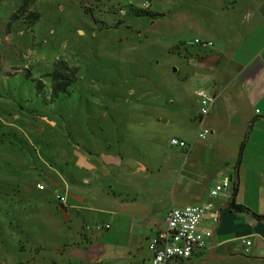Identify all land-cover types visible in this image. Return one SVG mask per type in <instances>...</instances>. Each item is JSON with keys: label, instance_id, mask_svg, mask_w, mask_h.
<instances>
[{"label": "rangeland", "instance_id": "obj_1", "mask_svg": "<svg viewBox=\"0 0 264 264\" xmlns=\"http://www.w3.org/2000/svg\"><path fill=\"white\" fill-rule=\"evenodd\" d=\"M137 2L36 0L28 27L11 20L19 0H0V264H82L72 251L106 231L84 224H106L112 203L153 188L166 211L187 206L198 181L205 192L216 185L215 165L195 153L211 137L196 138L210 131L194 124L196 92L218 99L227 83L204 80L186 57L206 39L196 25L210 19L211 0H150L155 19L118 13ZM57 61L77 79L53 96ZM112 254L109 264H133Z\"/></svg>", "mask_w": 264, "mask_h": 264}, {"label": "crops", "instance_id": "obj_2", "mask_svg": "<svg viewBox=\"0 0 264 264\" xmlns=\"http://www.w3.org/2000/svg\"><path fill=\"white\" fill-rule=\"evenodd\" d=\"M210 6V19L196 27L200 35L206 37L200 40L210 41L213 46L200 47L186 57L204 80L227 84L221 92V86L215 84V92H220V97H213L207 116L201 117L199 112L194 118L196 126H207L211 134L208 151H200V147L195 153L208 155L215 165V184L225 175L231 176L233 183L216 198L203 191L199 181L192 195L186 193L187 206L212 204L201 228L211 230L214 236L204 250L170 264H264V219L259 220L251 213H235L228 207L237 177L240 182L238 203L264 217V0H211ZM223 53H228L225 58ZM250 125L238 165L240 146ZM177 138L190 143L185 138ZM148 190V195L136 192L132 197L109 204L105 210L109 219L102 225L108 224L110 228L100 239L96 234L86 238L87 247L82 251L73 250L71 255L82 264H109L115 262L112 252L116 251L131 258L133 264H153L149 242L165 229L167 214L178 207L163 211L164 198L157 189ZM144 195L146 197H140ZM84 225L89 231L96 230L95 225L100 224L85 222ZM244 239L252 244L247 246Z\"/></svg>", "mask_w": 264, "mask_h": 264}, {"label": "built area", "instance_id": "obj_3", "mask_svg": "<svg viewBox=\"0 0 264 264\" xmlns=\"http://www.w3.org/2000/svg\"><path fill=\"white\" fill-rule=\"evenodd\" d=\"M139 4L135 7L148 10L151 7L150 0H139ZM127 12L126 6H120L118 13L125 15ZM201 48H209L213 46L210 41H203L196 39L194 41ZM200 103V116L205 117L210 112V107L214 102V98L205 91H198L196 93ZM210 131L207 129L201 130L197 135L199 139H205ZM170 145L174 148L186 151H191V145L186 141L173 137L170 140ZM233 183V178L229 175L223 178L211 189L210 195L212 197L228 191ZM39 189H43L39 185ZM58 201L64 205L66 197L57 196ZM212 209V204L186 206L183 208H173L166 217L165 229L159 231L149 242V249L152 252L153 264H170L174 260H186L191 258L196 252L204 250L210 240L213 238L211 230L202 229L201 225L204 217L208 211ZM90 229V227H86ZM96 230L109 229L107 225H95ZM243 243L250 246L252 242L249 239H244Z\"/></svg>", "mask_w": 264, "mask_h": 264}, {"label": "trees", "instance_id": "obj_4", "mask_svg": "<svg viewBox=\"0 0 264 264\" xmlns=\"http://www.w3.org/2000/svg\"><path fill=\"white\" fill-rule=\"evenodd\" d=\"M19 1H20V7L18 8L17 12L14 13L11 20L15 21L20 18H24L26 23L29 24L28 27H30L39 19V14L36 13L33 9L36 0H19ZM126 8L129 14L134 15L136 17H148V18L155 19L160 16V14L151 13L149 10H144V9L135 7L132 4L126 6ZM10 25H11V22L9 23L8 28H10ZM179 49H180V46L176 48V51ZM48 76L51 82V92L53 96H57L58 92H65L66 88L70 84L76 81L77 69L75 68L72 69L65 61H57L54 64L53 72L48 74ZM40 84L42 83H39L37 85L38 89H41L42 85ZM250 131H251V125L240 146L238 160H237L238 165L241 163L242 154H243L245 145L247 143ZM239 187H240L239 178L236 177L234 188L232 190L231 197L228 202L229 209L235 213H241V212L251 213L257 219L263 220L264 219L263 216L256 215L249 208L242 205L241 203H238L237 195H238ZM63 210H65V207H63Z\"/></svg>", "mask_w": 264, "mask_h": 264}, {"label": "water", "instance_id": "obj_5", "mask_svg": "<svg viewBox=\"0 0 264 264\" xmlns=\"http://www.w3.org/2000/svg\"><path fill=\"white\" fill-rule=\"evenodd\" d=\"M215 60V59H214ZM75 201H77V202H81V201H83V199H80V198H78V197H72ZM60 209H62V211H63V213L64 214H66V210H63V207H60ZM65 219L67 220L68 219V217H65Z\"/></svg>", "mask_w": 264, "mask_h": 264}]
</instances>
